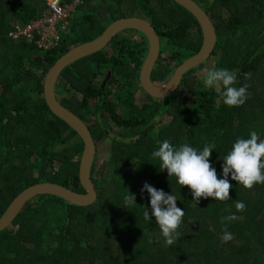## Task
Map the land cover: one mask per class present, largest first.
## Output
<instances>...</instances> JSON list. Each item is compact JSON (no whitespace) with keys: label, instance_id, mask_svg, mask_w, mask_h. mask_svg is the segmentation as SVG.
<instances>
[{"label":"trees","instance_id":"16d2710c","mask_svg":"<svg viewBox=\"0 0 264 264\" xmlns=\"http://www.w3.org/2000/svg\"><path fill=\"white\" fill-rule=\"evenodd\" d=\"M193 1L215 31L209 68L238 69L234 86L247 85L249 98L241 106L228 107L214 88L195 79L193 72L208 58L188 70L179 83L187 96L177 88L162 98L146 94L137 103L138 69L146 58L148 41L136 30L128 38L111 41L109 58L99 51L65 67L53 87L57 100L82 119L86 104L73 95L62 97L60 84L85 99L97 95V106L105 108L122 131H114L109 158L91 166L96 201L85 207L53 195L28 201L0 233V264H264V184L245 189L229 175L230 199L200 198L195 205L190 190L161 171L159 160L152 156L158 141L165 139L173 146L188 144L197 150L212 144L209 162L223 178L222 159L237 138H248L254 130L264 139V0ZM122 4L127 7L120 9ZM101 5L108 7L111 19L135 16L140 10L153 26L161 50L169 52L167 62L160 56L153 67L154 83H167L176 68L171 63L187 59L201 45L198 23L173 0H82L67 30L60 33L58 45L43 52L32 44L12 42L5 34L12 22L25 24L36 18L46 0H0V216L22 190L37 182L83 193L77 179L81 146L70 141L77 132L51 113L41 84L47 69L67 48L103 32L98 19ZM122 11L133 12L124 16ZM77 12L82 15L75 16ZM193 30L197 36L191 38ZM107 70L112 75L110 85L116 86L112 101L103 100L110 85L94 83ZM163 114L169 120L156 128ZM98 121L87 122L95 142L105 136ZM52 165L54 170L49 169ZM145 182L173 194L185 212L177 229L180 236L171 246L154 218H143L145 207L150 211V197L146 191L141 193ZM127 190L134 194L136 204L125 203ZM235 201H242L245 210L237 211ZM230 215L235 219L222 224L221 218ZM225 228L233 239L222 243Z\"/></svg>","mask_w":264,"mask_h":264},{"label":"clouds","instance_id":"9594fccd","mask_svg":"<svg viewBox=\"0 0 264 264\" xmlns=\"http://www.w3.org/2000/svg\"><path fill=\"white\" fill-rule=\"evenodd\" d=\"M11 24L5 34L6 38L12 42L25 43L22 40H13L7 36L8 31L11 30ZM238 71V69L230 71L226 68L217 69L215 67L205 69L202 75L203 85L206 88H214L222 98L224 105L228 107L241 106L249 98V93L247 85L239 88L234 86L237 83ZM56 80L58 81V75ZM56 84L54 81L53 87ZM53 93L55 96L54 88ZM213 149L214 145L212 144L205 145L202 150H197L188 144L177 147L165 139L162 142L158 141V149L153 151L152 156L159 160L161 171L166 170L168 177H175L178 185L186 186L190 190L195 205L200 198H213L219 201L230 199L229 193L232 184L229 182V175L232 181L242 185L245 189H251L256 184H264V139H261L256 131H251L248 138H237L233 143L231 149L222 159L223 178L217 175L216 169L209 162ZM145 191L150 197V211L149 208L145 207L143 218L145 221L154 218L165 243L171 246L180 236L177 229L182 223L185 212L177 206V199L173 194L158 190L147 182L141 188V193ZM124 201L127 204L135 203L134 194L127 190ZM235 208L242 212L246 206L242 201H235ZM233 219H235L234 215L222 217L221 223ZM220 239L222 243H227L233 239V234L225 228Z\"/></svg>","mask_w":264,"mask_h":264},{"label":"water","instance_id":"95a60500","mask_svg":"<svg viewBox=\"0 0 264 264\" xmlns=\"http://www.w3.org/2000/svg\"><path fill=\"white\" fill-rule=\"evenodd\" d=\"M57 1L54 0V2ZM173 1L189 12L198 23L201 34V45L196 53L177 66L164 87H156L151 81V73L160 53V38L150 22L138 16L117 18L99 36L71 47L47 69L42 82V98L51 113L65 121L82 139L83 145L78 159L77 179L83 193H77L50 182H37L32 184L22 190L0 216V233L12 224L28 201L39 195H53L69 204L80 207L89 206L97 199V192L90 176L91 166L94 162L95 141L87 124L55 98L53 84L60 71L82 58L101 51L123 31L136 30L141 32L148 41V52L139 71L140 87L148 95L162 98L173 92L179 86L184 74L188 70L209 58L215 42V31L211 21L193 0ZM104 8L105 6L102 5L100 9L101 13L104 12Z\"/></svg>","mask_w":264,"mask_h":264},{"label":"rangeland","instance_id":"374dc122","mask_svg":"<svg viewBox=\"0 0 264 264\" xmlns=\"http://www.w3.org/2000/svg\"><path fill=\"white\" fill-rule=\"evenodd\" d=\"M51 1V0H49ZM115 3H117V1H120V0H114ZM131 0H125V2H130ZM47 2V0H46ZM120 2H118L119 4ZM102 6V5H101ZM105 6V5H104ZM121 8L120 9H125L127 6L122 4L120 6ZM155 7H159L158 5H155ZM108 8V7H107ZM105 6L104 8V12L101 13L100 12V9H99V12H98V19H99V23L104 26V27H107L110 23H112L114 20H116L117 18L119 17H114V19H111V12L108 11ZM135 11V10H134ZM115 12V11H113ZM133 12V11H132ZM131 11H122V13L124 14V16H127L129 15V13H132ZM136 14L138 13L140 18H143L146 20V18H144L143 15H141V11L140 10H137L135 12ZM42 13H40L38 15V17L41 15ZM103 14V16H102ZM82 14L80 12H77L75 14V16L77 17H80ZM116 16V15H115ZM148 21V20H147ZM67 30V29H66ZM132 30H126L122 33L119 34L120 37H127L129 33H131ZM189 35L191 38H193L194 36L196 37L197 34L196 32L193 30L191 32H189ZM82 43V42H81ZM80 44V43H78ZM77 45V44H76ZM75 46V45H73ZM71 48V47H69ZM69 48H67L66 51L69 50ZM108 49L110 47H107ZM164 49V48H163ZM160 50V54L161 55V58H162V62L165 63L167 61H165L168 57V54L169 52L166 51V50ZM110 50V51H109ZM108 51H106V53L108 55H106L107 57H109V54L111 52V48L109 49ZM185 58H179L178 60H176L175 62L171 63V64H175V65H178L179 63H181ZM213 59L210 57L207 62H205V64H203L201 67H198L194 72H193V76L195 77V79L199 80V79H202V75H203V71L205 69H208L209 66L213 63L212 61ZM141 68V67H140ZM140 70V69H139ZM34 72V71H33ZM34 74H39V71H36L34 72ZM111 72L110 71H106V72H103V73H99L97 75V78L94 80V83L95 84H98V86H102L104 84V82H106L107 84L111 81ZM55 82L58 84L59 82L55 79ZM166 83H154V85L156 87H164ZM61 87L63 88L62 90V96L66 97V96H69V95H73L76 99L78 100H83L82 96L80 93L76 92L74 89L72 88H69L68 86H63V84L61 83L60 84ZM116 88V86L114 85H110L108 87V90L105 94V96L103 97V100L105 99L106 101H112V98H111V93L114 91V89ZM178 88V87H177ZM176 88V89H177ZM175 89V90H176ZM179 89V88H178ZM178 93H182V96H187L185 90H184V87H180L179 90H177ZM146 91H144L141 87H138L137 88V92H136V102L137 103H140V101H142L143 97L146 96ZM32 97L36 96L34 95V93H31ZM100 100L99 97H96V98H93V97H90L88 98V101H87V104L85 105L86 108L84 109L85 111V118L87 119L88 122L90 121H94L95 119L99 120L98 122H100V125L103 126V129L105 131V136L102 140H98L97 142H95V155H94V162L96 161L97 164H101L102 161H105L109 158V154H110V145H111V140L113 137H116V134L114 133V131H122V128H120L113 120L112 118L109 116L107 110L101 106H97V103L98 101ZM193 101V98L192 97H189L188 96V102H192ZM96 104V105H95ZM96 109V110H95ZM90 110H95L94 112H91ZM116 111H120L119 108L116 109ZM169 117L167 114H163L159 119H157V122H156V125L155 127L158 128L159 126H162L164 124L167 123V121L169 120ZM72 142V145L75 146V145H80L81 148H82V139L81 137L77 134L75 137H73L71 140ZM81 154V152H80ZM80 154H79V157H80ZM79 157H77V160L79 159ZM49 169L51 170H54V166H50Z\"/></svg>","mask_w":264,"mask_h":264},{"label":"built area","instance_id":"2783aa9c","mask_svg":"<svg viewBox=\"0 0 264 264\" xmlns=\"http://www.w3.org/2000/svg\"><path fill=\"white\" fill-rule=\"evenodd\" d=\"M82 0H71L70 3L62 4L60 0H47L42 14L25 24L14 22L7 36L10 39L22 40L33 45L41 51H48L56 47L60 40V33L64 32L69 25V19L73 18L76 7Z\"/></svg>","mask_w":264,"mask_h":264},{"label":"flooded vegetation","instance_id":"af4514ba","mask_svg":"<svg viewBox=\"0 0 264 264\" xmlns=\"http://www.w3.org/2000/svg\"><path fill=\"white\" fill-rule=\"evenodd\" d=\"M138 16L139 14H135V16ZM119 17H122V16H119ZM133 31V30H132ZM124 32V31H123ZM117 37H119V36H117ZM125 38H128V37H125ZM110 45H111V42H110V44H108L106 47H104L101 51L105 54V56L106 55H108L107 53H106V51H108L111 47H110ZM160 45H161V43H160ZM107 47H110L109 49L107 48ZM160 50H161V46H160ZM110 51V50H109ZM111 53H112V51L110 52V54H109V57H110V55H111ZM162 54H160L159 53V57L161 56ZM107 57V56H106ZM109 57H107V58H109ZM158 57V58H159ZM141 67V66H140ZM140 67H139V69H140ZM138 69V71H140ZM107 71H110V70H107ZM174 72V71H173ZM63 84V83H62ZM107 85V83L106 82H104V84L102 85V86H104V85ZM108 85H110V82L108 83ZM101 86V87H102ZM81 94V93H80ZM61 95H62V93H61ZM81 96H82V98H83V102L85 103V104H87V101H88V98H84V96L81 94ZM62 97H64V96H62ZM66 97H68V96H66ZM66 97H64L65 99H66ZM91 97H93V98H96V97H99V96H97V95H95V96H91ZM90 98V97H89ZM82 101V100H81ZM85 108H86V106H85ZM85 108H83V110H82V115H83V117H82V120L87 124V119L85 118V111H84V109ZM91 122V121H90ZM88 126V125H87Z\"/></svg>","mask_w":264,"mask_h":264},{"label":"crops","instance_id":"0c3cea01","mask_svg":"<svg viewBox=\"0 0 264 264\" xmlns=\"http://www.w3.org/2000/svg\"><path fill=\"white\" fill-rule=\"evenodd\" d=\"M105 28H106V27H105ZM105 28H104V29H105Z\"/></svg>","mask_w":264,"mask_h":264}]
</instances>
